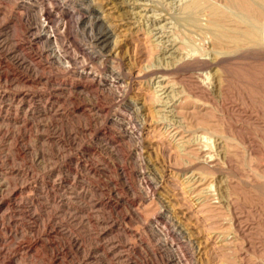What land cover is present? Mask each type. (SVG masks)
Segmentation results:
<instances>
[{
  "label": "rangeland",
  "instance_id": "1",
  "mask_svg": "<svg viewBox=\"0 0 264 264\" xmlns=\"http://www.w3.org/2000/svg\"><path fill=\"white\" fill-rule=\"evenodd\" d=\"M184 1L0 0V264H264V56Z\"/></svg>",
  "mask_w": 264,
  "mask_h": 264
},
{
  "label": "bare ground",
  "instance_id": "2",
  "mask_svg": "<svg viewBox=\"0 0 264 264\" xmlns=\"http://www.w3.org/2000/svg\"><path fill=\"white\" fill-rule=\"evenodd\" d=\"M180 6H182L183 9L188 10L194 14L193 19H192L193 27L196 30H198L199 33H201L202 35L207 37V42L209 45L208 53H210V56H206V57H210V58H209V60L208 59L202 60V59H200V57H196L195 58L196 61H198V62L204 61V63L206 65H208L209 67H218V66H220L222 61H225V60L229 61V59H238L241 57L243 58V56H246L247 54L249 55V53H250V55L251 54H257L259 56L262 55V57L264 56V0H185L184 2H182L180 4ZM42 10H43V13L47 14V10L46 11H45V9H42ZM41 16H43V15H41ZM44 17H45V15H44ZM95 18H97L99 20L98 16ZM48 19H50V18H48ZM98 20H97V22H99ZM93 23H94V21H93ZM101 23H102V21H101ZM65 25H67V24H65ZM102 35H104V34H101V36ZM102 37L104 38V36H102ZM99 38H100V36H99ZM107 38H108V36H107ZM107 41H106V43H107ZM106 43H105V45H107ZM174 56H175V54H174ZM186 56H188V55H186ZM175 57L177 58V56H175ZM176 58H174V59H176ZM258 59H260V58H258ZM157 61H159V60H157ZM215 75H216V77L214 79L215 84H213V85L211 84V85L218 89L220 87V80H219L220 75H217L216 73H215ZM207 77L208 76L206 75V78ZM109 79H111V78H109ZM204 85H206V84H204ZM212 91H214V90H212ZM156 95L155 94L153 95V101H156V99H157ZM158 97H160V96H158ZM135 127H138V126H135ZM209 142H211V141H209ZM226 151H228L230 153L234 152V145L232 142H229V144L226 146ZM202 152L203 151H201V153ZM247 152H248V150H247ZM208 154H209V152H208ZM210 154H209V156H210ZM194 157H196V156H194ZM203 158H204V156H203ZM207 160H208V158H207ZM207 190H209L208 187H207Z\"/></svg>",
  "mask_w": 264,
  "mask_h": 264
}]
</instances>
